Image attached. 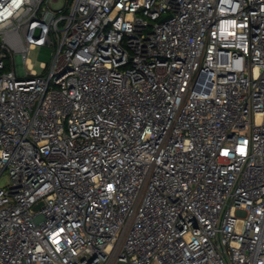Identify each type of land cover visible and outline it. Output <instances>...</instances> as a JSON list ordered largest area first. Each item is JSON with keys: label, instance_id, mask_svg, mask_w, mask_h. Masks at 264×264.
I'll list each match as a JSON object with an SVG mask.
<instances>
[{"label": "built area", "instance_id": "obj_1", "mask_svg": "<svg viewBox=\"0 0 264 264\" xmlns=\"http://www.w3.org/2000/svg\"><path fill=\"white\" fill-rule=\"evenodd\" d=\"M3 173L0 264H264V0H0Z\"/></svg>", "mask_w": 264, "mask_h": 264}, {"label": "rangeland", "instance_id": "obj_2", "mask_svg": "<svg viewBox=\"0 0 264 264\" xmlns=\"http://www.w3.org/2000/svg\"><path fill=\"white\" fill-rule=\"evenodd\" d=\"M61 5V2H56L51 5L52 9H57ZM51 50L47 48H41L38 50L31 51L27 59L29 61V64L31 66V69H33L36 73L40 74L42 72L40 65L41 64H47L49 65L51 62V56H50ZM20 73L22 74V69L20 68ZM9 183V177L7 173H3L0 177V186H5Z\"/></svg>", "mask_w": 264, "mask_h": 264}]
</instances>
